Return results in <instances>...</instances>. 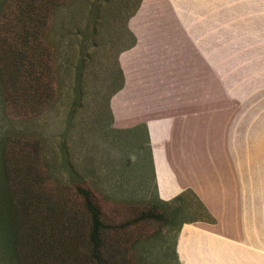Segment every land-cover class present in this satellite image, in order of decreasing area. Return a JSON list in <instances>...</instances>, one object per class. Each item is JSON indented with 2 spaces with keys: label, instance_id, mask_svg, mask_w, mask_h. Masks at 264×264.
<instances>
[{
  "label": "crops",
  "instance_id": "obj_1",
  "mask_svg": "<svg viewBox=\"0 0 264 264\" xmlns=\"http://www.w3.org/2000/svg\"><path fill=\"white\" fill-rule=\"evenodd\" d=\"M125 28L111 128L146 137L158 199L214 220L181 225L180 262L264 264V0H139Z\"/></svg>",
  "mask_w": 264,
  "mask_h": 264
},
{
  "label": "rangeland",
  "instance_id": "obj_2",
  "mask_svg": "<svg viewBox=\"0 0 264 264\" xmlns=\"http://www.w3.org/2000/svg\"><path fill=\"white\" fill-rule=\"evenodd\" d=\"M137 1L34 0L43 13L37 79L28 77L23 97L0 85V141L6 134L16 140L28 205L43 214V230L54 243L43 247L44 264H76L87 249L84 192L100 209L104 238L117 236L131 264H176L181 230L151 216L167 208L155 201L147 139L110 125L108 97L120 82L117 54L131 41L125 20ZM25 2L0 0V20ZM36 87L41 94L33 97ZM253 129L261 123L239 122V130ZM181 248L178 237V253Z\"/></svg>",
  "mask_w": 264,
  "mask_h": 264
},
{
  "label": "trees",
  "instance_id": "obj_3",
  "mask_svg": "<svg viewBox=\"0 0 264 264\" xmlns=\"http://www.w3.org/2000/svg\"><path fill=\"white\" fill-rule=\"evenodd\" d=\"M15 10L14 16L0 20V85L2 88L11 87L13 91L19 89L17 96L23 97L27 90L28 77L37 79L33 74L40 65L39 30L43 22V13L35 5L34 0H26L25 4L17 5ZM127 33L131 38L127 45L129 47L134 38L130 32ZM118 70L120 86L122 74L119 65ZM37 90L36 87L31 96L36 97L37 94L39 96L41 93H36ZM14 101L18 103L16 96ZM15 142L16 140L11 141L7 134L2 136L0 141V264H44L41 258L54 243L49 240L47 231L43 230V214L30 209L28 205L30 200L24 187L26 185L21 173V161L14 155ZM84 195L91 223L87 239L84 237L88 243L87 249L80 255L76 264H131L129 260L131 258L126 254V249L121 246L117 236L112 237L110 241L104 238L100 209L90 201L87 192H84ZM155 201L167 209H163V215L152 212L151 216L162 218L176 233L186 222L214 221L197 197L188 190L180 191L167 201L155 196ZM142 217L145 216L140 214V218ZM67 220L74 233L76 222L74 213H69ZM44 246L48 248L43 249ZM73 250L72 248L71 254ZM174 258L176 264H182L175 251Z\"/></svg>",
  "mask_w": 264,
  "mask_h": 264
}]
</instances>
